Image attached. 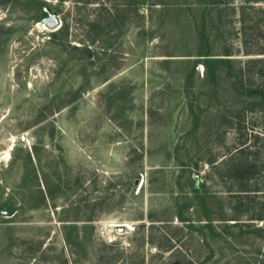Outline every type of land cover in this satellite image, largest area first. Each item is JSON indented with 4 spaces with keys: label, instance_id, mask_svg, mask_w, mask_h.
<instances>
[{
    "label": "rangeland",
    "instance_id": "374dc122",
    "mask_svg": "<svg viewBox=\"0 0 264 264\" xmlns=\"http://www.w3.org/2000/svg\"><path fill=\"white\" fill-rule=\"evenodd\" d=\"M168 2L0 0V264H264V166L238 194L205 161L242 140L264 159V109L244 110L229 80L214 104L191 50L202 29L239 47V16ZM263 23L251 12L243 31L261 52L234 58L264 57ZM194 183L224 219L208 227L195 200L174 217Z\"/></svg>",
    "mask_w": 264,
    "mask_h": 264
},
{
    "label": "trees",
    "instance_id": "16d2710c",
    "mask_svg": "<svg viewBox=\"0 0 264 264\" xmlns=\"http://www.w3.org/2000/svg\"><path fill=\"white\" fill-rule=\"evenodd\" d=\"M150 2H155L159 5H173L169 3L168 0H149ZM249 2H261L264 3V0H243L239 5L233 4L230 0H194L195 4H203L202 6L207 7L208 10H213L217 13L220 10L229 11V13H236L239 16L240 29L242 30V36L240 40L239 47L232 48L228 45L221 44L218 49H215V45L212 42H208L202 39L203 29L200 30V38L195 41L192 45V55L202 57L197 59L202 66V75L199 79L201 83V88L205 89V94L208 99H213L216 101V92L218 87L222 86L226 82H230L233 89H237L243 93L245 97L246 107L244 110L252 111L253 109L258 108L259 110L264 109V57H247L240 60L239 58H234L235 53L239 52L242 55H249L252 53H259L252 49L253 43L247 41L245 37L244 26L248 22L251 12H263L262 8H254ZM152 4V3H151ZM183 4H187L183 2ZM186 8H189L187 6ZM203 8V9H204ZM174 10V9H170ZM217 18V16H215ZM218 19V18H217ZM212 19L209 21V30L211 32L212 27H216L217 24ZM258 19L254 18L255 25L257 24ZM264 24V23H263ZM203 28V25H201ZM217 29L214 30V32ZM231 78V79H230ZM257 80V81H254ZM218 101L214 102L216 104ZM260 132L264 138V123L260 126ZM251 135L253 139L258 138V134L253 133ZM242 146V147H241ZM246 141L242 140L238 145V148L231 155L218 160L215 156L206 158V164L208 166L214 167V169H221L224 171V175H227L229 178H232L233 182L236 183V188L238 189V194L249 192L246 188V182H248L249 176L251 175V167L256 163L258 166H264V159L260 162H255L254 160H247L246 155H243L244 149L246 147ZM264 169V167H261ZM244 170V171H243ZM244 173H249L244 174ZM189 192L192 196H187L183 193L176 195L174 201L171 205L170 210H173L174 217L178 220H184L182 217V209L188 208L191 206V200H195L194 209L196 212H199L204 220L207 222L208 227L210 226V221L212 218L217 216V219L221 218L220 215H215L213 217L209 216L210 208H208V200L211 198L210 195L206 194L202 185H197V183L191 184ZM238 200H234L229 204V210L233 212V216H237L235 213ZM148 218L151 219L150 213H148ZM256 218H260L257 216ZM224 227L229 225L224 223ZM231 224H235L231 223ZM207 226V225H205ZM64 240L68 246L73 245V240L69 236L64 235ZM75 243V242H74ZM160 246V245H158ZM164 248V247H163ZM172 246L170 244L165 246L164 250H171Z\"/></svg>",
    "mask_w": 264,
    "mask_h": 264
},
{
    "label": "water",
    "instance_id": "95a60500",
    "mask_svg": "<svg viewBox=\"0 0 264 264\" xmlns=\"http://www.w3.org/2000/svg\"><path fill=\"white\" fill-rule=\"evenodd\" d=\"M44 25L48 28H53L57 24V20L55 19L53 14H48L47 18L43 19ZM136 182L134 181L133 184Z\"/></svg>",
    "mask_w": 264,
    "mask_h": 264
},
{
    "label": "built area",
    "instance_id": "2783aa9c",
    "mask_svg": "<svg viewBox=\"0 0 264 264\" xmlns=\"http://www.w3.org/2000/svg\"><path fill=\"white\" fill-rule=\"evenodd\" d=\"M19 141H24V136L23 135H20V137L18 138Z\"/></svg>",
    "mask_w": 264,
    "mask_h": 264
}]
</instances>
